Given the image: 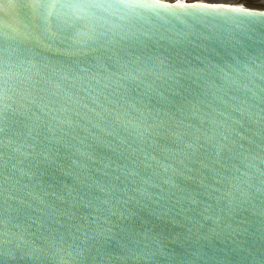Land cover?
Masks as SVG:
<instances>
[{"label": "water", "instance_id": "obj_1", "mask_svg": "<svg viewBox=\"0 0 264 264\" xmlns=\"http://www.w3.org/2000/svg\"><path fill=\"white\" fill-rule=\"evenodd\" d=\"M140 2L0 0V264H264V16Z\"/></svg>", "mask_w": 264, "mask_h": 264}, {"label": "clouds", "instance_id": "obj_2", "mask_svg": "<svg viewBox=\"0 0 264 264\" xmlns=\"http://www.w3.org/2000/svg\"><path fill=\"white\" fill-rule=\"evenodd\" d=\"M260 3L264 4V0H260ZM208 7L224 8L233 12L264 16V10L247 8L244 4H213L208 5ZM148 8L149 4L146 2H140V0H110L108 3H101L100 0H85V2L80 5L81 14L84 15H89L88 9H98L101 11L115 10L116 12L123 10L120 17H144L148 14ZM81 14L79 18L81 17Z\"/></svg>", "mask_w": 264, "mask_h": 264}, {"label": "snow or ice", "instance_id": "obj_3", "mask_svg": "<svg viewBox=\"0 0 264 264\" xmlns=\"http://www.w3.org/2000/svg\"><path fill=\"white\" fill-rule=\"evenodd\" d=\"M46 2L47 8L50 9L51 11L48 12V16L50 17L53 14V10L58 7L62 6L65 8H70L72 10V13L74 16H80L81 11H80V5L81 3L78 2V0H32L33 4L39 5ZM152 6H162V5H167L171 7H180V8H185V7H199V8H207V4L203 3H197L193 5H188L186 3V0H176L175 4H169L167 3V0H151ZM234 11H241V10H234Z\"/></svg>", "mask_w": 264, "mask_h": 264}]
</instances>
